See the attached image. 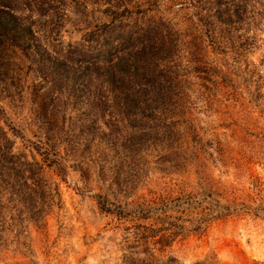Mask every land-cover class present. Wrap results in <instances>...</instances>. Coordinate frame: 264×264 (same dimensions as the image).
Segmentation results:
<instances>
[{"label":"rangeland","instance_id":"obj_1","mask_svg":"<svg viewBox=\"0 0 264 264\" xmlns=\"http://www.w3.org/2000/svg\"><path fill=\"white\" fill-rule=\"evenodd\" d=\"M205 1L191 3L201 6ZM183 2L187 3L12 0L39 41L57 49V44L80 41L97 24L125 18L124 8L126 13L161 16L165 27L171 28L163 31L167 36L214 37L228 44L220 56L203 58H219L218 84L205 79L206 73L192 71L194 77L182 84L186 114L181 116L193 125L190 130L180 129L185 140L179 138L177 126L166 128L170 137L165 149L156 140L147 152L130 149L124 140L112 147L96 137L84 145L96 128L107 131L96 111L83 116L90 110L88 102L73 92L55 93L49 82L41 84V75L22 53L8 49L9 68L0 75V123L13 151L39 160L36 144L47 148L42 145L45 134H55L46 130L37 110L39 96L49 102V112L53 109L61 116L65 139L59 144L62 169L46 167L48 182L58 186L53 202L41 197L28 204L9 190L0 196V264H125L124 255L127 264H264V0H246L243 20L236 21L232 15L217 28L216 21L207 23L206 13L193 11L194 6L187 16L181 13ZM121 129L119 133L124 132ZM100 165L105 170L102 177ZM190 192L204 200L202 206L223 215L199 228L190 210L184 214L170 210L163 221L161 216L140 220L133 215L135 202ZM100 193L107 196L102 201L112 213L99 207L96 195ZM143 224L155 230L154 240L172 234L160 248L163 252L156 249L157 243L151 245L153 256L140 249L142 240H135L134 232Z\"/></svg>","mask_w":264,"mask_h":264},{"label":"trees","instance_id":"obj_2","mask_svg":"<svg viewBox=\"0 0 264 264\" xmlns=\"http://www.w3.org/2000/svg\"><path fill=\"white\" fill-rule=\"evenodd\" d=\"M186 1V4L183 2L179 5V11L187 16L190 7L194 6L191 3L194 0ZM232 4L235 5L233 10ZM13 7L12 0L0 2V75L5 74L9 68L7 50L18 49L34 66V71L41 75V84L49 82L55 93L64 90L73 92L76 98L88 102L90 110L81 114L88 117L91 111H96L107 131L96 128L95 135L88 138L84 145L97 137L104 138L112 147L124 140L130 149L143 152L152 149L157 140L158 146L165 149L170 137L167 129L175 126L179 128V138L185 140L186 135L180 129L190 130L193 125L188 118L181 116L186 114L183 97L186 92L182 84L194 77L191 71L206 73L205 79L218 84L215 68L219 66V58L215 61L213 58L209 61L203 58L209 54L220 56L224 53L228 42L220 38L167 36L162 33L170 32L171 28L165 27L166 22L161 16L157 18L143 11L126 13L128 9L124 8L126 12L121 15H126L127 19L125 17L117 22L109 20L97 24L85 31L80 41L57 44L60 46L57 49L42 44L32 27L22 21ZM193 11L206 13L209 19L207 23L216 21L219 25H212L217 28L228 22L232 15L236 21L243 20L247 13V3L246 0H206L201 6H194ZM132 15L137 17L132 19ZM224 16L228 19L224 20ZM39 88L36 91L42 95ZM43 99L39 96L37 110L42 113L46 130L54 131L55 134H45L42 145L45 143L47 148L36 144L34 149L41 156L39 160H30L15 153L13 142L0 123V196L9 190V194L30 204L41 197H48L53 202L54 196L59 195L57 184L54 187L53 183L48 182L46 167L54 166L57 171L62 169L59 144L65 139V130L62 128L61 116L53 109L49 112V102ZM169 117L171 119L168 123L166 120ZM120 129L124 132L119 133ZM113 131L118 134L112 135ZM100 167L98 176L102 177L105 170L103 165ZM195 194L190 192L173 198L156 197L135 202L133 215L140 220L161 216L163 221L169 217L170 210L182 214L190 210L193 211L192 221L197 228L223 215L222 212L210 209V206H202L204 200ZM96 196L99 207L110 213L111 208L106 205V201H102L107 196L101 193ZM141 226L140 231L134 232L135 240H142L140 249L153 256L155 249H151V245L157 243L160 247L156 249L163 252V248H160L164 247V241L173 237L172 234L165 233L159 240H154L155 230L148 224ZM123 258L127 264L126 255Z\"/></svg>","mask_w":264,"mask_h":264}]
</instances>
